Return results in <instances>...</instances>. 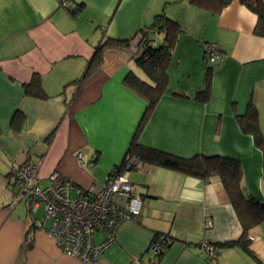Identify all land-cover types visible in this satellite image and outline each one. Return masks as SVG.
Segmentation results:
<instances>
[{"label": "crops", "instance_id": "1", "mask_svg": "<svg viewBox=\"0 0 264 264\" xmlns=\"http://www.w3.org/2000/svg\"><path fill=\"white\" fill-rule=\"evenodd\" d=\"M69 1L79 6L75 15L56 0H0V264H80L56 247L46 220L34 226L44 218L37 217L40 208L31 215L27 203L13 204L11 167L35 163L39 185L58 172L92 191L121 165L147 106L124 79L129 72L143 78L135 35L159 13L181 31L171 46L167 89L137 141L185 159H237L245 189L264 205L262 154L235 120L249 104L264 113V37L254 33L256 16L238 0L217 14L188 0ZM133 37L128 47L106 48L99 67L80 81L103 39ZM207 44L219 56L211 65ZM207 69L208 98L202 102L195 96ZM33 75L41 78L42 99L24 91ZM128 178L143 199L141 213L121 224L96 264H207L202 243L240 237L241 225L218 177L205 181L139 164ZM155 237L167 241L159 258L150 251ZM249 239L257 260L238 247L219 248L213 264H264V221Z\"/></svg>", "mask_w": 264, "mask_h": 264}, {"label": "trees", "instance_id": "2", "mask_svg": "<svg viewBox=\"0 0 264 264\" xmlns=\"http://www.w3.org/2000/svg\"><path fill=\"white\" fill-rule=\"evenodd\" d=\"M231 1L233 0H188L189 4L213 14L219 13ZM238 1L256 16L257 23L254 29L255 35L264 37L263 1ZM78 10L79 6L77 5L76 9L68 11L72 15H75ZM179 31H181L179 23L170 20L166 16L159 15L155 17V20L150 26L142 28L135 35L137 36V47L140 52L135 58V61L143 73V78L129 72L124 79V84L127 88L143 97L147 106L137 131L129 144L125 157H130L137 162L135 165H132L130 170L136 168L139 164H146L166 168L205 181L213 177H218L221 189L228 203L233 207L236 213L242 232L237 240L213 246L217 249L238 247L251 258L257 260L254 252L250 249L251 241L249 239V232L264 221V205L252 197L245 189L243 185V173L237 159L201 155L185 159L142 146L137 141L138 133L147 121L154 106L167 89V68L171 58V46L176 40ZM156 34H164L161 42H157L152 38V36ZM133 39L134 37L129 40L103 39L95 48L89 66L80 81L99 67L102 62L103 51L106 48H125L130 45ZM152 41H156L154 46L149 45V42ZM208 75L209 69H207V73L205 74L203 89L196 93L195 99L198 101H207L209 88ZM23 87L27 95L40 99L44 98L40 76L33 75L30 82ZM257 113L256 108L252 104H249L245 113L235 115V120L241 133L251 136L254 146L262 154L264 179V137L260 132ZM125 157L121 165L114 169H119L124 166ZM156 238L157 237H155L154 240ZM161 254L162 251L156 258H159Z\"/></svg>", "mask_w": 264, "mask_h": 264}, {"label": "built area", "instance_id": "3", "mask_svg": "<svg viewBox=\"0 0 264 264\" xmlns=\"http://www.w3.org/2000/svg\"><path fill=\"white\" fill-rule=\"evenodd\" d=\"M59 8L74 10L77 5L69 0H56ZM156 41L149 42L154 46ZM208 64H213L219 56L214 44L205 46ZM81 166V154L77 155ZM136 160L125 157L121 168L113 169L106 180L95 190L87 191L71 183L58 172L47 177L48 186L41 188L37 181L38 164L22 163L11 167L14 178L13 204L25 202L29 212L34 215L42 207L43 220L33 224L41 228L44 220L49 221L46 233L64 255L76 259L80 264H96L104 250L116 239L122 223L135 221L139 217L143 199L132 191L128 172ZM206 227L211 223L207 221ZM97 234L102 241L96 242ZM167 244L164 237L153 240L150 251L156 258ZM207 264H213L218 249L211 244L202 243Z\"/></svg>", "mask_w": 264, "mask_h": 264}, {"label": "rangeland", "instance_id": "4", "mask_svg": "<svg viewBox=\"0 0 264 264\" xmlns=\"http://www.w3.org/2000/svg\"><path fill=\"white\" fill-rule=\"evenodd\" d=\"M159 15H163V16H165L164 14H158V16ZM180 25V24H179ZM164 34H156L155 36H153V38H154V40H156L157 42H161L162 40H163V36ZM192 59H190V60H188V61H191ZM174 63H176V60L174 59V60H172V66H173V64ZM172 66H171V76H174L175 74H176V71H175V69L174 68H172ZM178 73V72H177ZM240 114H243V113H240ZM258 114V122H259V128H260V132L262 133V135H263V137H264V113H257ZM263 126V127H262ZM262 128V129H261ZM48 186V181L46 180V181H42L41 183H40V187L41 188H45V187H47ZM43 215H44V213H43V209H42V207L39 209V211H38V215H37V217H43ZM49 226V221L48 220H46L45 221V227L47 228ZM98 239H100V235H98L97 237H96V240H98Z\"/></svg>", "mask_w": 264, "mask_h": 264}]
</instances>
